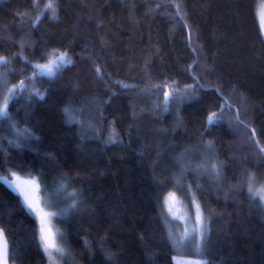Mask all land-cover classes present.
Returning a JSON list of instances; mask_svg holds the SVG:
<instances>
[{"label": "trees", "instance_id": "1", "mask_svg": "<svg viewBox=\"0 0 264 264\" xmlns=\"http://www.w3.org/2000/svg\"><path fill=\"white\" fill-rule=\"evenodd\" d=\"M48 2L0 0V175L75 190L61 264H264V206L248 190L249 177L264 184L257 0H55V18ZM54 49L72 63L34 76ZM170 192L202 211L196 250L177 247ZM0 229L10 264H48L34 215L4 185Z\"/></svg>", "mask_w": 264, "mask_h": 264}, {"label": "snow or ice", "instance_id": "2", "mask_svg": "<svg viewBox=\"0 0 264 264\" xmlns=\"http://www.w3.org/2000/svg\"><path fill=\"white\" fill-rule=\"evenodd\" d=\"M45 8L52 11L53 18H55V0H49V2L45 5ZM261 20H262V27H264V12L261 13ZM48 60L44 64H35L33 68L36 70L34 72L35 75L47 76L49 79L54 78L57 72L64 66L71 64L72 61L68 58L67 52H58V50H52L48 53ZM6 63L3 58H0V64ZM99 74V69H97ZM21 89L27 90L24 82L21 81L20 85L18 86ZM14 89H9V92L12 93ZM175 89L172 91H165L164 93V102L165 104L168 103L170 99L173 98V94ZM31 95L39 96L41 99L43 98V94L40 93L38 90H32L30 93ZM9 97L4 98V105L5 107L8 104ZM67 111V110H66ZM7 116V112L5 108H0V117ZM208 122L211 124L220 117L216 113H211L208 117ZM238 119V117H237ZM264 152V149H261ZM216 169V166L213 165V170ZM19 171H23V169H19ZM30 179L22 178L20 175L17 174V171L9 170V172L5 175H0V185H4L8 189H10L14 194L22 198V203L29 209L32 213H35L39 224V233H40V241L43 245L44 251L49 254L50 260L53 259V253L63 254V249L59 247L57 243V234L53 232L51 227V217L53 215H62L64 211L61 210L59 213H48L45 212L40 207V198L37 195L42 189L41 184L37 183L36 177L31 176V173H26ZM253 178L249 177V193L253 199L259 197L261 200H264V187L254 189ZM46 191V189H44ZM178 200L175 197L174 193H169L168 196L165 198V206L168 209V212L174 217L184 220V216L177 217V213L180 211L179 208L176 211H173V208L178 204ZM196 223L200 225L202 223V217L199 211V206L196 205ZM195 231V229L193 230ZM189 235L187 230L185 231V236ZM199 250V249H198ZM16 258L15 251L9 246L8 238L5 234V231L0 229V264H8V259ZM207 264V262H204Z\"/></svg>", "mask_w": 264, "mask_h": 264}, {"label": "rangeland", "instance_id": "3", "mask_svg": "<svg viewBox=\"0 0 264 264\" xmlns=\"http://www.w3.org/2000/svg\"><path fill=\"white\" fill-rule=\"evenodd\" d=\"M262 12H264V0H257L256 17L259 23L262 37L264 39V27H262V20H261ZM20 176L25 179L31 178V177H28L27 175H20ZM36 180H37V183L41 184V189H42L37 194L41 201L40 207L45 212H48V213H59L61 212V210H66L64 211L62 215H53L51 217V227H52L53 232H56L58 230L57 243L59 247L63 249V254L53 253V259L50 260L49 254L44 251L43 245L40 241L41 248L48 260V264H61L62 258H64L66 255V250L62 242V230H61L59 221L62 217L68 214V212H70L76 206L77 200H78L77 195H76L75 190L70 188L68 183L65 180L56 179V180H51V181H42L40 180L39 177H36ZM261 187H264V184L253 183L254 189H258ZM44 189H46V191ZM248 190H249V184H248ZM168 194L165 196V198L168 196ZM175 197L179 203L173 208V211H176V209L179 208L180 211L177 213V217L184 216L185 217L184 220H181L179 218H174L168 212V209L165 206V198L163 202V207H164V210L167 216L172 221L173 233H174L175 241L177 243V247L182 250H196L199 247L201 240L203 238V235L205 233V221H204L202 211L199 207V211L202 217V223L200 225H197L196 223V205H198L197 201L193 197H190L187 202H184L176 194H175ZM255 199H257L261 203V205L264 206V200H261L259 197H256ZM27 210L31 212L29 209ZM32 214L34 215L37 221L38 232H39L40 224H39L38 218L35 213H32ZM194 229L195 231H193ZM186 230L189 233V235L187 236H185ZM39 237H40V233H39ZM173 260L175 264H203V261L201 259L194 258V257L175 255L173 257Z\"/></svg>", "mask_w": 264, "mask_h": 264}, {"label": "water", "instance_id": "4", "mask_svg": "<svg viewBox=\"0 0 264 264\" xmlns=\"http://www.w3.org/2000/svg\"><path fill=\"white\" fill-rule=\"evenodd\" d=\"M8 264H10L9 259H8Z\"/></svg>", "mask_w": 264, "mask_h": 264}]
</instances>
